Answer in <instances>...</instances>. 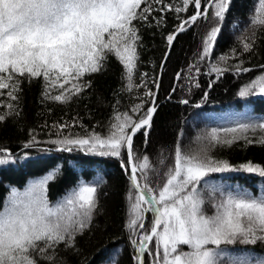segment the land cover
Wrapping results in <instances>:
<instances>
[{
	"label": "snow or ice",
	"instance_id": "6c2138e0",
	"mask_svg": "<svg viewBox=\"0 0 264 264\" xmlns=\"http://www.w3.org/2000/svg\"><path fill=\"white\" fill-rule=\"evenodd\" d=\"M258 4L256 14L250 17L251 35L238 38L241 50L234 47L230 56L218 58V63L210 65L209 75L215 73L217 79L222 76L228 71L229 59L239 61L233 66L235 74L252 71L243 66L240 57L258 55L257 32L264 28V0H258ZM190 5L194 6V14L187 19L177 15L180 24L166 37L167 44L171 48L180 33L201 18L208 20L211 9L216 25L202 41L199 60L203 61L213 54L231 0H208L203 10L202 0H180L177 5L165 4L164 0H0V97L8 98L7 103L0 101V109L6 108L0 111V124L21 117L25 81L30 85L42 80L41 102H77L92 87L91 80L84 78L103 71L110 55L122 65V80L126 81L122 91L146 88L143 80L147 74H141V84L134 83L138 48L143 47L137 23L151 27L155 22L159 26L163 16L156 17L154 12L179 14L188 11ZM259 67L264 69V65ZM196 72H200L198 67ZM214 83L210 80L208 87ZM193 86L199 87V83ZM144 95L149 99L131 109L139 115L138 119L127 111L120 112L119 101L112 105L107 135L94 130L83 136L71 131L64 134L65 129L79 124L73 117L71 124L54 123L57 138L44 143L56 145L57 152L79 151L113 158L126 153L127 160H121L130 186L125 227L134 245L135 264H146V258L150 264H264L262 257L234 255L228 248L264 245V190L255 195L240 186L227 191L210 186L207 192L200 187L209 185L206 178L212 173L245 172L264 177V166L251 161L233 166L210 154L212 149H230L240 141L245 146L264 147V118L244 117L235 120L234 126L213 127L194 137L187 149L181 133L170 154L173 163L168 164L169 156L161 151L156 166L149 156L140 157L134 147V137L141 130L145 144L148 143L157 111L155 92L148 89ZM238 95H264V72L245 84ZM207 97L205 91L203 99ZM180 103L187 105L189 100L182 99ZM33 132L24 149L40 143ZM18 161L31 163L32 157L28 152L16 154L0 148V169ZM61 169L59 164L49 168L43 176L29 180L23 190L10 186L0 207V264H67L60 250L78 253L77 238L94 223L104 181L102 177L93 182L80 181L51 204L48 185L61 174ZM207 205L213 209L211 215L206 212ZM148 212L153 213V224L150 232H145L142 230ZM153 243L154 251L150 247ZM113 264H118V260L114 259Z\"/></svg>",
	"mask_w": 264,
	"mask_h": 264
},
{
	"label": "trees",
	"instance_id": "16d2710c",
	"mask_svg": "<svg viewBox=\"0 0 264 264\" xmlns=\"http://www.w3.org/2000/svg\"><path fill=\"white\" fill-rule=\"evenodd\" d=\"M206 1L208 0H202V10ZM179 2L180 0H164L165 4L177 5ZM156 7L160 8L161 5ZM258 7V0H231L230 10L223 22L213 54L203 61L199 60L202 41L216 25L211 9L208 20L201 18L187 31L180 33L171 48L166 37L180 24L177 15L181 19H187L194 14V6L190 5L188 11L179 14L174 11L154 12L156 17L163 16V22L159 26L155 22L151 27H143L137 23L143 47L138 48L139 61L134 83L141 84V74H147L143 80L146 88L122 91L126 81L122 80V65L113 55L108 57L103 71L84 78L91 80L92 87L77 102L65 105L51 101L41 102L42 80L34 81L30 85L25 81L21 100L22 115L19 119L9 118L0 124V148L16 154L28 152L32 162L18 161L13 166H3L0 169V207L3 206L10 186L24 189L31 178L44 175L57 164L62 166L61 174L54 182L49 183L47 191L51 204H55L78 182H93L97 177H102L104 182L98 193L100 207L91 229L77 238L78 253H68L61 249L60 256L66 258L67 264H113L114 259L118 260V264H135L134 245L130 242L131 234L125 227L128 219L126 195L130 186L120 162L127 160L126 153L121 158H113L79 151L57 152L54 150L56 145L44 141L57 138V129L52 126L54 123L71 124L73 117L79 120V124L70 130L65 129L64 134L71 131L83 136L94 130L102 136L107 135L110 117L113 116L112 105L119 101L120 112L127 111L134 119H138L139 115L133 114L131 109L141 100L149 99L144 95L148 89L156 94L157 111L153 116L148 143L145 144L141 130L134 137V147L140 157L149 156L151 163L156 166H159L157 162L161 151L169 156L167 163H173L170 154L174 151L175 142L181 133L182 144L187 149L194 137L213 127L234 126L235 120L244 117L264 118V95H238V91L245 84L264 72L259 67L264 65V28L257 32L258 55L244 54L240 57L244 62L243 66L251 68L252 71L235 74L233 66L239 61L229 59L226 65L228 71L218 79L215 73L208 74L210 65L218 63V58L230 56L234 47L241 50L238 38L251 35L250 17L256 14ZM192 65L195 67H191ZM197 67L200 69L198 74ZM189 77L194 79L190 80ZM210 80H215L211 88L208 87ZM194 83H199V87L193 86ZM205 91L208 92L206 100L203 99ZM182 99H188L189 104L180 103ZM0 101L7 103V96L0 97ZM196 104L200 107H195ZM148 106L150 101L145 104V111ZM0 111H6V108ZM32 130L40 143L31 149H24L23 145L30 140ZM41 149L46 151H40ZM210 154L217 159L227 160L233 166L249 161L264 166V147L245 146L243 141L237 142L230 149H212ZM206 179L209 185L200 186L204 192L209 191L210 186L220 187L225 191L229 187L240 186L255 195L264 190V177L254 173H212ZM210 207L207 205L206 210ZM144 222L145 228L142 231L150 232L153 224L152 212L145 214ZM150 247L155 250L154 243ZM182 247L185 251L188 250L187 246ZM228 248L234 255H264V245L260 244ZM146 264H150V259L146 258Z\"/></svg>",
	"mask_w": 264,
	"mask_h": 264
},
{
	"label": "rangeland",
	"instance_id": "374dc122",
	"mask_svg": "<svg viewBox=\"0 0 264 264\" xmlns=\"http://www.w3.org/2000/svg\"><path fill=\"white\" fill-rule=\"evenodd\" d=\"M158 159H159V158H158ZM41 176H43V175H41ZM38 177H40V176H38ZM38 177H33V178H31L30 180L35 179V178H38ZM21 190H23V189H21ZM212 211H213V209H212L211 207L208 208V210H206L207 214H209V215L212 214ZM260 257L264 258V255H262V256H260ZM105 264H111V263H110V262H106Z\"/></svg>",
	"mask_w": 264,
	"mask_h": 264
},
{
	"label": "bare ground",
	"instance_id": "6f19581e",
	"mask_svg": "<svg viewBox=\"0 0 264 264\" xmlns=\"http://www.w3.org/2000/svg\"><path fill=\"white\" fill-rule=\"evenodd\" d=\"M206 2H208V1H206ZM206 5H207V3L205 4V6H206ZM175 31H176V30H175ZM175 31H174V32H175ZM172 33H173V32H172ZM172 33H170V34H172ZM120 163H121V162H120Z\"/></svg>",
	"mask_w": 264,
	"mask_h": 264
}]
</instances>
